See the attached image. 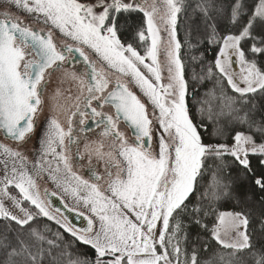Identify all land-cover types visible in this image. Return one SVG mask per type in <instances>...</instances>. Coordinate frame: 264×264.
<instances>
[{
  "label": "snow or ice",
  "instance_id": "6c2138e0",
  "mask_svg": "<svg viewBox=\"0 0 264 264\" xmlns=\"http://www.w3.org/2000/svg\"><path fill=\"white\" fill-rule=\"evenodd\" d=\"M0 8V132L16 144L0 142V264H264V0H0ZM127 29L137 46L122 40ZM205 42L216 54L192 78L215 76L220 91L200 102L196 121L181 50ZM69 81L74 95L60 87ZM73 159L81 168L87 160L88 178ZM45 177L71 197L66 209L87 208L86 227L51 206L56 191L41 196ZM39 217L58 229L34 226Z\"/></svg>",
  "mask_w": 264,
  "mask_h": 264
},
{
  "label": "trees",
  "instance_id": "16d2710c",
  "mask_svg": "<svg viewBox=\"0 0 264 264\" xmlns=\"http://www.w3.org/2000/svg\"><path fill=\"white\" fill-rule=\"evenodd\" d=\"M190 2H194V0H190ZM187 16H191L190 9L187 12V14H182L180 22L178 23V35L182 43L184 41L185 29L191 23V20L186 18ZM141 19L142 17L140 15L134 14L128 19V24L133 25V26L138 25ZM121 23H123V21H121ZM220 30L222 32H225L228 30V25L226 22L220 24ZM133 34L134 33L132 29L123 30L121 32V38L123 41L131 42L134 44V46H137L136 41L133 39ZM194 37H195V33H194ZM192 42L193 43L196 42L195 38H193ZM140 50L141 52H143L142 49ZM201 53H203V57H204L203 61H194L192 59L193 56H200ZM215 54H216L215 46H212L211 44L207 42L200 44V46L196 49L189 50L188 47L185 46L181 50V58L185 65V79L188 80L189 82L190 95L187 97V100H188L190 111L193 114V116L196 118V121H199V116L196 112V109L200 106V102L209 98L207 94L210 93L214 89V87L217 93H219L220 88L216 85L215 76H211V77L206 76V78L203 81H197V80H193L192 78L193 73L195 72L197 74L206 75L202 71L203 65L205 62H211ZM193 88H195V91H193ZM225 89L227 90L226 85H225ZM229 94H231L230 90H229ZM205 124L208 125V131H211L210 122L205 120ZM202 135H204L205 139L207 140V134L202 131ZM209 180H210V173L205 176L204 183L209 182ZM25 204L27 207L31 208L30 205H28L27 203ZM230 207H232L230 202H226L221 205L222 210H226ZM45 225H48L53 231L58 229V226L55 224V222L50 221L47 218L39 217L34 221V226H37L41 229H43ZM60 231H63V230L60 229ZM65 236L66 238H68V234L65 233ZM78 250L81 252H87L89 255H92L91 249L80 246Z\"/></svg>",
  "mask_w": 264,
  "mask_h": 264
},
{
  "label": "flooded vegetation",
  "instance_id": "af4514ba",
  "mask_svg": "<svg viewBox=\"0 0 264 264\" xmlns=\"http://www.w3.org/2000/svg\"><path fill=\"white\" fill-rule=\"evenodd\" d=\"M3 10H4L3 8H0V11H3ZM11 11H13L18 16H22L25 19L26 22H29V18L26 16V14H24L22 12H19L16 9H11ZM38 26L39 25H33V27H38ZM53 36H54V39L57 41L58 44L63 42L62 41V38H61V36H60V34L58 32H54L53 33ZM142 54H143V52H142ZM113 79H115V77H113ZM56 86L57 85L54 84L52 86V88H55ZM129 86H130V88H131L132 91L136 92V94L138 96H140L141 99L144 100L147 103L146 98H144L142 96V94L139 92V90L137 88H135L131 84ZM72 87H74V86H72ZM52 88L49 89V94L51 93ZM75 92H76V87L73 88V93L75 94ZM149 111L151 112V108H149ZM48 115H49V113H48V110L46 109L44 115L40 119V125H41V127L43 126L45 117H47ZM60 118H61L62 121L64 120V117L63 116H61ZM127 131L129 132V135H130L131 134L130 133V130H127ZM91 138L95 139L96 137L93 136ZM0 142H3L5 144H8L9 146H12V147H16L15 142H13V141H11L9 139H5V137H4V135H3L2 132H0ZM81 147H82V145H81ZM36 148H37L36 138L33 137V139L30 141V143L27 146V152H26V154L28 155V157H29L30 160L33 158V154H34L33 150L36 149ZM93 163H95V161H93ZM83 164L85 165V167L81 168V167H79L75 163V159H73V170L74 171H77L80 175L84 176L85 178H88V169H87V160L86 159H85V161H83ZM99 171L100 172H103V166L102 165L99 167ZM38 183L39 184H45L46 185V187L44 189H42L43 190L42 191V195L43 196H44V190L45 189H47L48 191H56L60 197L62 196V194L60 193V190L57 189L55 187V185L47 179V177H45L44 179L40 180ZM63 200L65 201V203H67L70 206L73 203L71 197H64Z\"/></svg>",
  "mask_w": 264,
  "mask_h": 264
},
{
  "label": "water",
  "instance_id": "95a60500",
  "mask_svg": "<svg viewBox=\"0 0 264 264\" xmlns=\"http://www.w3.org/2000/svg\"><path fill=\"white\" fill-rule=\"evenodd\" d=\"M52 192V191H49ZM45 199H48L47 197H45ZM51 206L53 208H60L61 209V214L65 215L68 217V219L77 227H86L87 226V220L85 219V217L87 216L85 213L84 216H80L78 215L79 212H82L80 210H76V211H69L68 209H66L64 207V205L66 204L65 201L59 196H55V197H51Z\"/></svg>",
  "mask_w": 264,
  "mask_h": 264
},
{
  "label": "rangeland",
  "instance_id": "374dc122",
  "mask_svg": "<svg viewBox=\"0 0 264 264\" xmlns=\"http://www.w3.org/2000/svg\"><path fill=\"white\" fill-rule=\"evenodd\" d=\"M89 2H95V0H89ZM72 86L75 87V84H74L73 82H70V81H69V82L65 83L64 85H61L60 87L62 88V90L65 89V88H69V87H71L72 90H73L74 87H72ZM135 88H136V87H135ZM73 94H74V93H73ZM39 187H40L41 196L44 197V196L42 195V191H43L42 189H44V188L46 187V185H45V184H39ZM10 191H11L13 194H18V190L14 189V188H10ZM25 207H27L26 204H25ZM78 209H79L80 211L84 212L85 214H87V216L91 215V214L88 212L87 208L79 207Z\"/></svg>",
  "mask_w": 264,
  "mask_h": 264
}]
</instances>
